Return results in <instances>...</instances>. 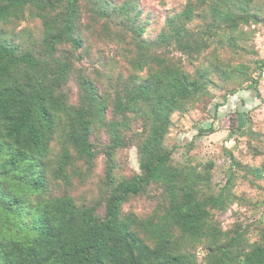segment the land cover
<instances>
[{
  "label": "trees",
  "instance_id": "16d2710c",
  "mask_svg": "<svg viewBox=\"0 0 264 264\" xmlns=\"http://www.w3.org/2000/svg\"><path fill=\"white\" fill-rule=\"evenodd\" d=\"M250 3L251 0H188L179 14L166 18L155 43L190 55L200 50L202 38L187 24L195 19L206 20L208 12L212 22L202 36L217 30L221 23H228L234 31L240 23L257 21L258 16L249 11ZM107 6L111 9L112 3ZM25 10L41 21L42 46L50 61L31 53H18L12 41L0 36V264H194V257L181 250L187 245L183 239L195 242L205 236L206 206L222 208L223 190L217 197L199 202L186 188L178 200L174 190L178 175L168 162L176 149L192 145L193 141L164 150L162 140L171 114L203 91L204 71L198 69L196 79L190 80L174 66L153 58L159 72H151L142 81L135 79L115 95L111 113L122 121L108 123V151L104 155L106 188L111 189L112 184L115 187L105 199L101 219L95 215L94 206L78 208L66 194L48 198L45 195L53 182L69 180L68 170L74 159L70 149L86 165L95 160L97 153L90 136L95 125L105 126L109 109L93 84L81 76L79 85L85 107L68 106L58 92L71 69L67 60L52 62L53 53L65 43L75 50L81 47V41L74 37L77 0H0V23L18 19ZM133 10L135 13V0L112 7L113 13L134 32L138 49L146 51L150 44L141 38L144 27L135 26L137 16L131 15ZM147 58L141 54L134 67L142 70ZM255 65L264 73V60ZM256 83L257 80L251 81L246 89L257 91ZM238 91L241 89L227 95L234 96ZM221 106L216 105L215 111ZM143 108L147 110L143 112ZM128 114L146 117L142 125L146 135L137 147L141 175L116 181L112 176L113 153L125 141L121 127H128ZM61 116L68 123L61 129L62 145L52 162L50 144ZM216 121L214 115L210 126L199 128L197 135L213 133ZM150 184L165 188L169 206L158 223L147 222L140 238L135 231L137 219L123 216L121 208ZM174 231L180 233L179 238H175ZM234 241H238L237 236L232 238ZM231 248L232 245L224 246L214 239L209 246L210 256L213 259L215 252L219 256L208 264H233L238 257L232 258ZM239 264H264V239L245 253Z\"/></svg>",
  "mask_w": 264,
  "mask_h": 264
},
{
  "label": "rangeland",
  "instance_id": "374dc122",
  "mask_svg": "<svg viewBox=\"0 0 264 264\" xmlns=\"http://www.w3.org/2000/svg\"><path fill=\"white\" fill-rule=\"evenodd\" d=\"M106 1L77 0L74 37L81 41V47L75 50L71 44H62L52 57V62H70L71 71L58 91L68 106L85 107L79 85L81 76L93 84L109 108L105 113V126L95 125L90 136L97 156L91 165H86L85 161L76 159L70 149L74 159L68 170L69 180L53 182L46 197L66 194L78 208L96 207L95 215L102 219L105 199L115 187V184L111 189L105 185L108 123L122 121L111 113L115 95L135 79L142 81L151 72H159L160 67L153 58L174 66L190 80L196 79L198 69L203 70V91L187 101L181 110L171 114L162 148L170 150L173 146L193 141L192 145L176 149L168 162L178 175L174 183L178 200L186 188L199 202L217 197L222 190L225 199L222 208L206 206L205 236L195 242L183 239L187 245L181 250L194 257V264H208L209 260L219 256L215 252L217 256L212 259L209 249L212 241L217 239L221 245H232V258L238 257L233 264H239L243 255L264 239V73L255 67L256 61L264 60V0H251L249 11L258 16L256 22L240 23L234 31L228 23H221L217 30L202 36L212 22L205 8L206 20L195 19L187 24L190 31L202 38L198 44L200 50L190 55L177 51L175 47L155 43L166 18L179 14L188 0H135L136 11L133 10L131 15L137 16L135 26L144 27L141 38L150 44L146 51L138 49L130 26L122 23L112 11L113 6L127 0ZM111 3L110 9L107 4ZM42 34L41 21L31 16L28 10L18 19L0 23V36L12 41L18 53L27 52L50 61L42 46ZM141 54L148 57L147 65L138 70L134 66ZM254 80H257V91L246 89ZM238 89L241 91L234 96L227 95ZM216 105L222 106L215 111ZM146 110L143 108V112ZM214 115L218 119L214 132L197 135L199 128L205 130L210 126ZM127 121L128 127H121L125 138L123 146L113 153L115 167L112 176L116 181H129L141 175L137 147L146 135L142 130L146 117L128 114ZM57 123L58 130L50 144L49 159L52 162L60 152L61 129L68 121L61 116ZM168 206L165 188L150 184L142 194L130 197L123 204L121 214L137 219L135 231L143 238L147 222L158 223ZM174 235L180 237L177 231ZM236 236L238 241L232 242Z\"/></svg>",
  "mask_w": 264,
  "mask_h": 264
}]
</instances>
